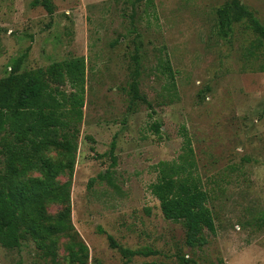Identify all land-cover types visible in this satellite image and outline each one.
Instances as JSON below:
<instances>
[{
	"label": "rangeland",
	"instance_id": "1",
	"mask_svg": "<svg viewBox=\"0 0 264 264\" xmlns=\"http://www.w3.org/2000/svg\"><path fill=\"white\" fill-rule=\"evenodd\" d=\"M32 1L0 0V79L21 56L20 72L84 58L70 211L87 264H264V67L247 53L254 34L244 23L219 32L216 10L231 0H51L52 15ZM239 1L264 25V0ZM136 48L139 95L151 107L129 93ZM164 55L173 101L162 97L165 79L156 70ZM184 133L214 218L201 250L184 244L182 225L163 218L149 190L153 166L176 161ZM49 156L60 160L56 151ZM106 170L112 185L99 179ZM59 210L47 207L53 216ZM107 235L156 254L126 261ZM65 241L56 264H69ZM0 264L53 263L26 239L18 249L0 247Z\"/></svg>",
	"mask_w": 264,
	"mask_h": 264
},
{
	"label": "trees",
	"instance_id": "2",
	"mask_svg": "<svg viewBox=\"0 0 264 264\" xmlns=\"http://www.w3.org/2000/svg\"><path fill=\"white\" fill-rule=\"evenodd\" d=\"M31 5L42 7L48 15L54 12L51 0H33ZM216 16L222 34H227L233 24H245L254 34L247 53L261 57L264 67V25L254 14L239 0H231L216 10ZM137 53L136 48L129 93L133 101H143L151 107L139 95ZM23 58L13 61L10 72L0 79V247L18 249L23 240L29 239L43 259L56 264L59 241L65 238L63 249L68 263L87 264L88 248L71 223L70 211L77 133L84 107V58L20 72ZM156 70L165 79L162 97L173 101L176 86L167 55L159 59ZM150 130L158 135L160 127L154 122ZM183 138L176 161H160L153 166L156 181L149 190L163 218L182 225L184 244L201 250L208 243L205 232L215 231L214 218L197 173L191 141L185 133ZM114 146L112 142L111 166H115ZM52 151L58 153L60 160L49 156ZM99 179L112 185L109 170L101 173ZM50 205L60 207L54 216L47 211ZM106 237L109 246L126 261L156 254L150 249L123 248L111 236ZM216 264L224 263L217 258Z\"/></svg>",
	"mask_w": 264,
	"mask_h": 264
}]
</instances>
